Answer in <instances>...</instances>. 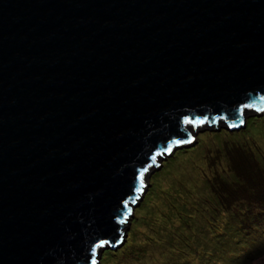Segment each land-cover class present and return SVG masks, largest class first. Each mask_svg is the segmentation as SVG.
<instances>
[{
    "label": "water",
    "instance_id": "1",
    "mask_svg": "<svg viewBox=\"0 0 264 264\" xmlns=\"http://www.w3.org/2000/svg\"><path fill=\"white\" fill-rule=\"evenodd\" d=\"M256 111L264 0H0V264H99L190 131Z\"/></svg>",
    "mask_w": 264,
    "mask_h": 264
},
{
    "label": "trees",
    "instance_id": "2",
    "mask_svg": "<svg viewBox=\"0 0 264 264\" xmlns=\"http://www.w3.org/2000/svg\"><path fill=\"white\" fill-rule=\"evenodd\" d=\"M196 148L197 146L192 149ZM189 150L191 149H182V152L187 153ZM175 156L173 154L171 158ZM221 157L226 159V170L230 173L231 180H226L217 173L208 175L207 188L211 194L207 202L208 209L200 206L203 203L195 197L193 191L176 187L175 178L160 180L157 183L152 181V188L144 197L142 207L157 206V210L149 216L143 212L142 216L136 214L131 222V230L134 224L138 223L155 232L162 223H168L162 226L169 236H177V249L181 253L177 256L180 259L183 252L179 245L185 238L183 230L188 227L193 229L192 219L199 217L203 220L204 227H210L209 232L220 230L215 237L203 233L199 237L196 235L197 241L195 235L194 239L190 240L191 255L198 257L200 263L237 264L257 250L262 242L256 241L253 236L257 234L256 230L264 226V155H256L252 147L240 141L225 143L215 150L213 157H209L211 163L208 164L207 170ZM200 180L196 178L191 182L198 183ZM131 230L127 234V243L123 245L125 250H128L132 243ZM107 259L104 252L100 264Z\"/></svg>",
    "mask_w": 264,
    "mask_h": 264
},
{
    "label": "rangeland",
    "instance_id": "3",
    "mask_svg": "<svg viewBox=\"0 0 264 264\" xmlns=\"http://www.w3.org/2000/svg\"><path fill=\"white\" fill-rule=\"evenodd\" d=\"M259 115V116H257ZM246 117V126L244 129L229 132L224 129V124L218 123L217 125L209 126L204 128V130L194 129L190 131L196 133V149L189 148L187 153H183L182 149L177 150L174 158L169 157L167 160L162 161V167L160 171H154L147 185V191L152 188V181L155 183L160 180L171 179L173 177L176 187L182 190L193 191L195 197H198L199 201L203 204L200 206L208 209V201L210 200V195L207 183L208 175L217 173L226 180H231L230 173L226 170V159L222 157L209 167V157H213L215 150L220 149L225 143L232 142H242L248 144L253 148L256 155H264V112L263 114L256 112H249ZM201 128V127H200ZM194 146V147H195ZM187 150V149H185ZM205 172V173H204ZM155 173V174H154ZM206 175L207 177H202ZM196 178L201 179L198 183H192L191 180H196ZM202 179L204 182H202ZM197 184L196 186H194ZM145 194V196H146ZM144 196V197H145ZM181 199H178L180 201ZM142 203L134 209L133 217L130 221L128 232L131 230V222L135 215L142 216L144 214L153 215L157 206H143ZM143 208V209H142ZM138 209H142L139 211ZM208 210L205 211V216H207ZM193 220V229L190 227L183 230V235L185 238L181 240L180 248L182 258L179 259L177 255H181L177 249L178 239L175 235H168L162 225H167L168 223H162L158 227V231L151 232L150 228L146 225L134 224L131 230L130 237H132V243L128 250H125V246L117 249L116 251L105 250L107 260H103L102 264H207L200 263L199 258L194 254L191 255V242L194 239V235L199 237V235L205 233L208 236H217L220 230L214 231L215 233L209 232L210 227H204V222L201 218L196 217ZM187 230V231H186ZM257 234L253 236L256 241L261 240L259 248L242 258L237 264H264V226L256 230ZM187 233L189 235H187ZM128 237V236H127ZM196 237V241H197ZM204 237V236H203ZM202 237V238H203ZM209 238V237H208ZM127 243V239L124 244ZM166 246V247H165ZM174 246V247H173ZM103 252V253H104ZM190 252L189 254H187ZM103 255V254H102ZM186 256V257H185ZM102 257V256H101ZM101 260V258H100ZM99 260V261H100ZM116 261V262H115ZM100 264V262H99ZM215 264V263H208ZM235 264V263H226Z\"/></svg>",
    "mask_w": 264,
    "mask_h": 264
},
{
    "label": "snow or ice",
    "instance_id": "4",
    "mask_svg": "<svg viewBox=\"0 0 264 264\" xmlns=\"http://www.w3.org/2000/svg\"><path fill=\"white\" fill-rule=\"evenodd\" d=\"M140 184H141V188L143 187V173H141L140 175ZM102 246V245H100Z\"/></svg>",
    "mask_w": 264,
    "mask_h": 264
}]
</instances>
